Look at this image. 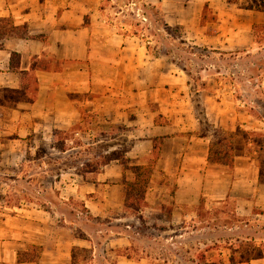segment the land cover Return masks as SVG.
Returning a JSON list of instances; mask_svg holds the SVG:
<instances>
[{
  "label": "rangeland",
  "instance_id": "1",
  "mask_svg": "<svg viewBox=\"0 0 264 264\" xmlns=\"http://www.w3.org/2000/svg\"><path fill=\"white\" fill-rule=\"evenodd\" d=\"M89 2L102 10L106 24L114 31L149 42L147 49L160 58V62L190 72L188 82L192 90L203 82L201 78L208 89L214 82H220L222 87L233 84L234 96L245 104L244 109L254 117H264L260 77L264 73V30L261 24L252 30L255 43L252 47L234 56H223L207 53L206 49L192 44L191 39L200 37L204 31L211 33L212 24L206 29L198 27L196 23H204L198 18L192 28L167 25L174 23L173 14L179 1L158 0L155 5L149 0ZM202 14L208 20L213 17L210 9ZM203 69L206 71L199 74ZM28 77L31 78L29 83L27 81L19 90H14L19 86L15 81L13 90L0 93L4 100L0 107V237L6 234L2 228L7 222L20 223L22 215L44 212L46 228L58 227L62 237L72 235L81 240L79 245L72 246V264H119L118 255H127L124 264H229L231 249L237 251V258L258 249L262 258L240 264H264L263 200L257 198V202L255 197L249 196L244 201L232 193L222 200L203 198L198 204L178 205L171 197L174 193L170 181H165L158 172L157 151L143 158L148 170L138 176L140 184L129 191L128 183L136 176L131 165L127 166L123 203L106 206L103 211L108 214L93 219L94 210L91 212L90 206L84 203L87 195L82 176L84 174L85 182L90 181L92 174L86 172L99 170L107 158L119 157L123 150L130 148L136 127L135 112L132 107L104 110L100 108L99 97L87 93L74 97L77 103L73 107V121L65 117L67 123L56 128L53 118L41 117L39 109L30 106V101L36 98L38 82L34 74ZM84 99L94 103L84 106ZM195 105V115L202 122L198 133L206 132L214 135V139L230 136L226 130L212 129L203 120L200 102ZM63 111L70 114L72 107ZM259 138L257 144L264 150V138ZM231 142L242 152L243 131L237 129ZM253 150L257 152L251 157L263 168L264 179V151L258 152V146H253ZM127 158L125 155L128 164L134 161ZM149 159L152 162L148 164ZM118 161L121 164L120 158ZM122 167L125 169L124 165ZM164 182L169 185L165 192L153 195L148 189L150 183ZM107 215H121L125 219L112 220ZM116 232L129 234L131 245L126 249L110 248L106 244L107 237L111 238ZM19 247L18 259L22 261H35L42 252V246L36 244L24 242Z\"/></svg>",
  "mask_w": 264,
  "mask_h": 264
},
{
  "label": "crops",
  "instance_id": "2",
  "mask_svg": "<svg viewBox=\"0 0 264 264\" xmlns=\"http://www.w3.org/2000/svg\"><path fill=\"white\" fill-rule=\"evenodd\" d=\"M176 1L179 4L173 14L175 21L167 25L192 28L198 18L199 22L204 21L196 23L198 27L206 29L212 24L211 33L204 31L200 37L191 39L194 46L206 49L207 53L234 56L252 47L253 26L264 24V12L237 8L226 0ZM149 2L155 5L158 0ZM206 9L212 11L214 19L203 18ZM101 11L89 0H0V18H9L14 27V34L0 37V89L13 90L16 81L19 86L14 90H19L24 76L34 74L38 89L30 106L37 107L41 117L53 118L56 128L67 123L65 117L73 121V107L77 103L74 97L79 95H97L104 110L132 107L136 127L125 153L126 158L134 160L129 165H144L143 158L157 151L158 172L165 181H170L174 193L171 197L176 204H198L203 198L222 200L234 193L244 201L249 196L257 202L260 198L264 210L263 174L251 157L257 152L253 146H258L260 153L264 151L257 144L259 137L264 138V117H254L244 109L245 104L234 96L233 84L222 87L220 82H214L208 89L201 78L203 82L192 90L188 82L190 72L160 62L147 49L149 42L114 31ZM13 53L18 55L14 64ZM205 71L200 70L199 74ZM260 77L264 91V73ZM194 95L200 101H195ZM91 102L84 99L83 105ZM195 102H200L203 120L212 129L228 131L232 141L237 129L243 131L242 152L233 145L230 167L210 164L213 135L197 132L202 122L195 115ZM68 106L72 107L70 114L63 111ZM156 119H162L161 123ZM122 165L114 159L95 172H86L92 174L88 182L83 174L81 181L86 183L87 195L84 203L91 212L94 210L93 219L104 218L108 214L103 211L106 206L123 203L124 176L128 173ZM168 187L166 182L150 183L148 189L155 195ZM42 213L22 215L20 223H6L2 228L6 234L0 237V264H72V246L79 245L81 240L71 234L69 238L62 237L58 227L46 228ZM106 217L125 219L121 215ZM112 235L106 242L110 248L126 249L131 245L129 234ZM24 242L42 246L37 260L18 262L19 246ZM117 257L118 263L124 264L126 256Z\"/></svg>",
  "mask_w": 264,
  "mask_h": 264
},
{
  "label": "trees",
  "instance_id": "3",
  "mask_svg": "<svg viewBox=\"0 0 264 264\" xmlns=\"http://www.w3.org/2000/svg\"><path fill=\"white\" fill-rule=\"evenodd\" d=\"M226 2L229 5L235 6L237 8L246 9V10H259V11L264 12V0H243V1L242 0H226ZM203 18H205V16H203ZM211 19H214V17H212ZM11 24H12V22L9 18H0V37L5 36V35L14 34V27ZM261 28L264 30V24H261ZM256 29H257V25H254L253 30L255 31ZM22 32L24 33V30ZM253 36L255 37L254 33H253ZM16 62H18V55L13 53L12 54V63L14 64ZM28 76L29 75L24 76L25 77L24 78V84L27 83V81L29 83V81L31 80V78ZM5 90L6 89H0V93L5 91ZM3 102H4V100L0 96V105H3ZM215 132L217 133V131H214V133ZM218 132H222V131H218ZM203 134H206V132ZM227 135L228 134H226V136H223V137L218 138V139L213 138V140L211 141L210 153L208 156V160H209L210 164L219 163V164L228 165L229 167L232 165V159H233V144L231 142L232 138H230V141L228 142V138L231 137L232 135H230L229 137ZM127 151H128V149L123 150L119 157L107 158V160H105L103 164L108 163L109 161L114 160V159L118 160L120 158L121 164H123L125 166V169H126L127 166H129V164L126 162V159H125V153ZM151 160L152 159H149L148 164L152 162ZM130 168H131L134 176H136V177L134 178V180L131 183H128V191H129V189H131L132 186L140 184L141 180L137 179L138 176L144 172L146 173V171L148 170L146 165H143V164L142 165H131ZM260 171L263 174V168L262 167L260 168ZM144 180L145 179L142 180L143 183H144ZM146 181H148V179H146ZM143 186L145 188L146 184H144ZM231 251L232 252L229 256V264H240L243 262L245 263V262L250 261L251 259H256V258L261 257V252L258 251V249H257V252H255V253L241 254L238 258L236 257L237 251L235 249H231ZM72 259H74L73 253H72ZM27 261H31V260H27ZM18 262H23V261L18 259Z\"/></svg>",
  "mask_w": 264,
  "mask_h": 264
}]
</instances>
